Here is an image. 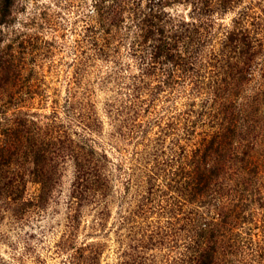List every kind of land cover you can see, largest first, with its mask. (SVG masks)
<instances>
[{
  "label": "rangeland",
  "instance_id": "374dc122",
  "mask_svg": "<svg viewBox=\"0 0 264 264\" xmlns=\"http://www.w3.org/2000/svg\"><path fill=\"white\" fill-rule=\"evenodd\" d=\"M0 264H264V0H0Z\"/></svg>",
  "mask_w": 264,
  "mask_h": 264
},
{
  "label": "trees",
  "instance_id": "16d2710c",
  "mask_svg": "<svg viewBox=\"0 0 264 264\" xmlns=\"http://www.w3.org/2000/svg\"><path fill=\"white\" fill-rule=\"evenodd\" d=\"M161 48H162V46H161ZM39 131H40V129L39 128H37ZM5 134H6V138L2 141V144H4V147H3V149H5V148H7V145L9 144V142H11V141H13L12 140V138H13V135H14V131L11 129V128H7L6 130H4L3 131ZM34 132H37L36 131V129L34 130ZM52 144H50V142H47V143H45V146H48V147H50V148H54L57 144L55 143V144H53V142H51ZM34 146H35V148L36 149H38V150H40L41 148H43L44 146L43 145H39V144H34ZM43 146V147H42ZM58 151H60V149L58 148ZM43 152H46V151H43ZM47 153V152H46ZM54 153H56V152H54ZM96 165L95 164H93V171H96L97 172V169H96ZM83 168V167H82ZM81 168V169H82ZM81 171H83V169L81 170Z\"/></svg>",
  "mask_w": 264,
  "mask_h": 264
}]
</instances>
